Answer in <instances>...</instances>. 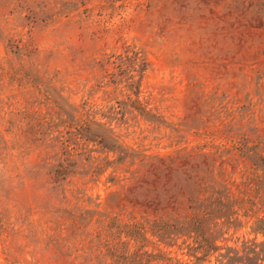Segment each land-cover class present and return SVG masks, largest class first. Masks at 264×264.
Wrapping results in <instances>:
<instances>
[{
    "label": "rangeland",
    "instance_id": "1",
    "mask_svg": "<svg viewBox=\"0 0 264 264\" xmlns=\"http://www.w3.org/2000/svg\"><path fill=\"white\" fill-rule=\"evenodd\" d=\"M65 1L0 0V264H68L49 240L44 189L19 174L47 155L21 137L27 120L20 113H46L48 85L75 106L107 111L128 102L129 92L111 84L114 65L106 60L136 46L150 63L140 100L150 98L164 123L128 114L116 129L124 144L169 154L224 129L264 136V0H84L69 15L60 12ZM12 43L24 48L23 58L10 51ZM109 173L99 181L75 177L68 197L75 202L82 191L93 201L85 206L139 215L130 184L107 182ZM243 236L253 237L249 225L233 240Z\"/></svg>",
    "mask_w": 264,
    "mask_h": 264
},
{
    "label": "trees",
    "instance_id": "2",
    "mask_svg": "<svg viewBox=\"0 0 264 264\" xmlns=\"http://www.w3.org/2000/svg\"><path fill=\"white\" fill-rule=\"evenodd\" d=\"M83 2L67 0L60 12H78ZM9 45L11 52L25 56L23 47ZM106 62L114 65L111 84L129 92L128 102L107 111L75 106L61 89L48 85V111L20 113L27 120L21 137L47 154L19 174L45 191L41 208L53 231L50 243L68 264H264V239H259L264 238V136L256 129H224L206 133L212 139L207 143L169 154L129 147L116 131L127 124L128 114L164 123L154 112L158 109L148 107L150 98L140 100L150 63L136 46ZM108 171L107 182L130 184L139 215L126 218L98 205L88 207L93 201L82 191L73 195L75 202L68 197L66 185L75 177L99 181ZM248 225L253 237L233 240ZM161 246L178 248L186 258Z\"/></svg>",
    "mask_w": 264,
    "mask_h": 264
}]
</instances>
